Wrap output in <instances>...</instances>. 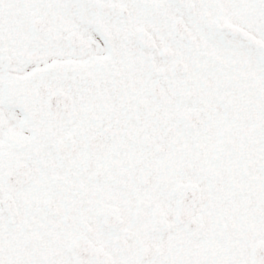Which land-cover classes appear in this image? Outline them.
<instances>
[{
  "label": "snow or ice",
  "instance_id": "obj_1",
  "mask_svg": "<svg viewBox=\"0 0 264 264\" xmlns=\"http://www.w3.org/2000/svg\"><path fill=\"white\" fill-rule=\"evenodd\" d=\"M0 264H264V0H0Z\"/></svg>",
  "mask_w": 264,
  "mask_h": 264
}]
</instances>
